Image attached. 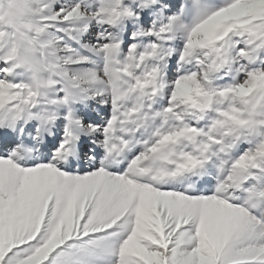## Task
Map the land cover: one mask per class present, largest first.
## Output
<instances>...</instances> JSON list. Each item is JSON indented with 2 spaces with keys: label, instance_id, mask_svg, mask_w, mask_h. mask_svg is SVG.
I'll use <instances>...</instances> for the list:
<instances>
[{
  "label": "snow or ice",
  "instance_id": "6c2138e0",
  "mask_svg": "<svg viewBox=\"0 0 264 264\" xmlns=\"http://www.w3.org/2000/svg\"><path fill=\"white\" fill-rule=\"evenodd\" d=\"M0 264H264V0H0Z\"/></svg>",
  "mask_w": 264,
  "mask_h": 264
}]
</instances>
